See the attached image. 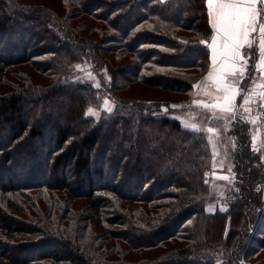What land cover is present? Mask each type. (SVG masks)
Returning <instances> with one entry per match:
<instances>
[{
	"label": "trees",
	"instance_id": "1",
	"mask_svg": "<svg viewBox=\"0 0 264 264\" xmlns=\"http://www.w3.org/2000/svg\"><path fill=\"white\" fill-rule=\"evenodd\" d=\"M58 1L0 0V264H264V147L209 120L222 170L178 118L210 66L205 0Z\"/></svg>",
	"mask_w": 264,
	"mask_h": 264
},
{
	"label": "snow or ice",
	"instance_id": "2",
	"mask_svg": "<svg viewBox=\"0 0 264 264\" xmlns=\"http://www.w3.org/2000/svg\"><path fill=\"white\" fill-rule=\"evenodd\" d=\"M205 3L208 22L213 34L210 43L205 40H201L199 43L210 51L211 64L208 74L202 81L193 84L192 87L202 92L208 99L195 100L193 103L212 112L213 116L219 111L220 113L231 114L234 118L236 100L242 91L237 85L245 78L248 65V59H246L243 50L253 47L254 33L257 32V28L260 57L257 67L264 75V20L258 19L261 13L257 7L258 3L264 4V0H205ZM95 87L98 89L99 84ZM258 87L261 89L258 95L264 100V84H260ZM253 94L256 93H249V95ZM253 102L248 98L244 100L245 105ZM106 110L111 113L113 108L107 107ZM168 110V106H162V111L167 112ZM245 111H249V109L245 108ZM88 114L98 115L91 108L88 109L86 115ZM252 122L255 123V120ZM183 126L192 131H200L195 124ZM206 131L213 133L215 130L209 127ZM221 178L227 179V177ZM221 211L224 209L221 208Z\"/></svg>",
	"mask_w": 264,
	"mask_h": 264
},
{
	"label": "rangeland",
	"instance_id": "3",
	"mask_svg": "<svg viewBox=\"0 0 264 264\" xmlns=\"http://www.w3.org/2000/svg\"><path fill=\"white\" fill-rule=\"evenodd\" d=\"M22 3H26V4H42L43 5H47L48 7H50L52 10H54L56 13L58 14H63V8H62V4L60 3L61 1H58V0H20ZM61 8V9H60ZM13 26L11 25L9 29H12ZM15 36H16V33H15ZM16 38L12 39V40H15ZM4 44H1L0 45V53L2 52V50H5V48L7 47V43H8V39H4ZM6 42V43H5ZM20 69V68H18ZM23 69V68H22ZM24 69H26L27 71H29L30 69L28 67H24ZM82 76L87 75L88 77H91L89 75V72L86 70V67L83 66L82 67ZM42 79V82L44 81H48L47 79L45 78H41ZM264 80V79H263ZM262 80V82L260 84H264V81ZM136 89H140L139 90H135L133 91L132 93H129L126 89L124 90V92H122L123 94H127V92L129 94H131L132 96H137L138 97V93H141V92H148L147 94L148 95H162L163 97L165 98H170L172 100H179V99H182L183 97L179 94H174V93H170V92H161L159 90H155V89H144L142 88L141 86L137 85L135 86ZM258 90L260 88H257ZM198 94H196V89H194V94H193V100L188 103V104H185L186 108H188L187 110H185L184 112L182 111V116L181 118L178 117L182 123V125H192V124H195L200 130H206L207 128L211 127L213 128L215 131L213 133H208L209 134V138H210V144H211V148H212V154H213V161H214V165L217 166V167H220L222 168V170H227V171H230L228 167H224L225 164L229 163L231 164V160L230 158V150L232 148V138H231V135L230 134H225L224 136L220 134L221 132V129H220V126L218 124L217 127H215L214 125H211L209 124V120L211 119H217V118H222L220 115H217L215 113V116H213V113L212 112H209L201 107H198L196 106L193 101L195 100H201V98L199 97L198 98ZM181 113V112H180ZM220 114H223V115H226L227 117L230 116V114H224V113H220ZM182 119V120H181ZM255 120V115H252L249 120H247L248 122V125H249V133H250V139H251V142L253 144L257 143V145L259 146L262 145V140H261V137L259 136V131H258V128H257V124H256V120H255V123H253L252 121ZM219 123V122H218ZM224 123V122H222ZM221 124V123H220ZM226 124V123H224ZM228 124H226L227 126ZM187 128V127H185ZM189 129V128H188ZM4 126H2V128L0 129V133L3 134L4 133ZM220 140V142H219ZM263 146V145H262ZM264 147V146H263ZM229 155V156H228ZM228 165V164H227ZM225 168V169H224ZM232 168V167H230ZM227 171H221V172H216L214 174V179H213V186L216 187V188H220L219 190H222L223 188L226 187V185L232 187L233 186V179L235 178L234 175L230 174L229 172ZM20 172V171H18ZM68 173V176L70 175L69 172ZM227 173V174H226ZM217 175V176H216ZM218 176H222V177H227V179L225 180H222L220 179ZM69 179L71 180L72 177L69 176ZM263 197H262V201H263V205H264V181H263ZM216 204V205H215ZM221 206V208H223V203H221V199H216L215 202L211 205V207H209L208 209L210 211H213L214 210V207L216 206ZM258 241H262V240H258ZM254 245V244H252ZM264 253V252H263ZM220 264V263H218Z\"/></svg>",
	"mask_w": 264,
	"mask_h": 264
},
{
	"label": "crops",
	"instance_id": "4",
	"mask_svg": "<svg viewBox=\"0 0 264 264\" xmlns=\"http://www.w3.org/2000/svg\"><path fill=\"white\" fill-rule=\"evenodd\" d=\"M257 7L261 13V15L258 19L264 20V4L258 3ZM254 36H255V41H254L253 47L251 49H244L243 50L245 53L246 59H248V65L246 68L245 78L242 81H240L237 85L240 89H242V91L236 100L235 115L242 116L246 120H249V118L252 115H254V109H253L251 103L245 105L244 100H245V98L249 99V97H250L249 93L257 91V88H259L258 86L260 85V83L264 79V75L261 74L259 68L257 67V65L260 61L259 52H258V43H259L258 28H257V32L254 33ZM210 42H211V39H210ZM249 57H251V58L249 59ZM209 58H210V56H209ZM210 64H211V60H210ZM246 84H247V86H246ZM245 88H246V90H245ZM196 94L199 95L198 98L200 97L201 100H207L208 99L206 96L203 95L202 92H200L197 89H196ZM241 95H243V97H242L241 102H239ZM245 108L249 109V111H245ZM216 114L219 115L220 112L217 111ZM220 116H223V114H221Z\"/></svg>",
	"mask_w": 264,
	"mask_h": 264
},
{
	"label": "built area",
	"instance_id": "5",
	"mask_svg": "<svg viewBox=\"0 0 264 264\" xmlns=\"http://www.w3.org/2000/svg\"><path fill=\"white\" fill-rule=\"evenodd\" d=\"M261 91V89L255 91L253 95H250V100L254 101L253 104V109H254V115H255V120L257 124V128L259 131V136L261 137L262 140V145L264 146V100L261 99V97L258 95V93Z\"/></svg>",
	"mask_w": 264,
	"mask_h": 264
}]
</instances>
